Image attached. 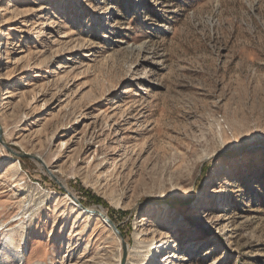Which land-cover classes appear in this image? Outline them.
<instances>
[{
    "label": "rangeland",
    "instance_id": "obj_1",
    "mask_svg": "<svg viewBox=\"0 0 264 264\" xmlns=\"http://www.w3.org/2000/svg\"><path fill=\"white\" fill-rule=\"evenodd\" d=\"M166 227L264 264V0H0V264H161Z\"/></svg>",
    "mask_w": 264,
    "mask_h": 264
},
{
    "label": "bare ground",
    "instance_id": "obj_2",
    "mask_svg": "<svg viewBox=\"0 0 264 264\" xmlns=\"http://www.w3.org/2000/svg\"><path fill=\"white\" fill-rule=\"evenodd\" d=\"M29 8L26 7L24 9V11H27ZM134 49H138V50H141L142 49V45H139V46H136V47H132L131 50H134ZM87 211V210H86ZM91 212V210H89ZM177 223V222H176ZM168 236V237H167ZM162 237L165 238V240L163 241V243L159 246V249H158V253H160L161 251H165L167 250L168 248V251H165L166 253L164 255H162V257H164V261L163 263L161 264H166L167 261L169 260L170 258V254L172 251H170V248H172L176 243V240H172L171 237H172V228H163V232H162ZM153 245V243H149V247ZM175 247V246H174ZM135 253L138 255H142L144 254V252H142L141 250L138 249V246H136L135 248ZM166 256V257H165ZM185 257V256H184ZM159 260V259H158ZM154 264H158V261L154 262Z\"/></svg>",
    "mask_w": 264,
    "mask_h": 264
},
{
    "label": "water",
    "instance_id": "obj_3",
    "mask_svg": "<svg viewBox=\"0 0 264 264\" xmlns=\"http://www.w3.org/2000/svg\"><path fill=\"white\" fill-rule=\"evenodd\" d=\"M111 223H112V221L110 220V218H107Z\"/></svg>",
    "mask_w": 264,
    "mask_h": 264
}]
</instances>
